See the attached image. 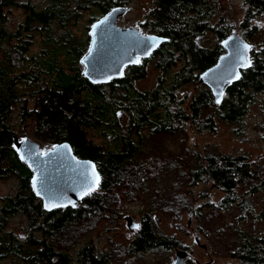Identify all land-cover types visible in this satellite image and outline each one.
Instances as JSON below:
<instances>
[{"label": "trees", "instance_id": "16d2710c", "mask_svg": "<svg viewBox=\"0 0 264 264\" xmlns=\"http://www.w3.org/2000/svg\"><path fill=\"white\" fill-rule=\"evenodd\" d=\"M47 2L44 8L37 9L28 1L0 0V179L13 174L19 181L14 196L0 197V262L11 257L15 264H70L66 247L74 243L84 219L93 215L88 213L103 209L107 216L118 205V192L144 190L146 180L167 170L176 169L180 175L172 186L179 187L183 180L189 183L188 187L211 182V190L220 191L223 196L209 203L210 208L221 211L238 202L242 211L239 220L255 218L251 199L264 189L262 167L257 161L213 150L179 155L174 160L140 161L136 157L144 142V129L150 135H173L188 122L197 132L215 131L220 121L234 124L241 131L246 107L254 103L256 94L264 92V29L256 21L264 19V0H243L242 17L237 24L218 14L215 0H153L137 26L144 34L167 40L148 58L127 66L120 78L106 84L90 83L83 77L79 63L90 45L92 23L114 7H125L129 0ZM93 10L98 12L97 17ZM13 11H20L23 18L10 30L9 15ZM84 13L88 15V27L77 36L69 26L77 24ZM53 24L63 29L62 35L55 36ZM234 30L250 45V66L239 70V78L225 88L221 101L216 103L211 90L198 77L225 53L221 42ZM37 36L44 47L31 54ZM205 41L208 46L203 45ZM149 63L159 71L156 86L139 90L135 84L146 76ZM186 85L194 89L179 97L178 90ZM31 99L34 105L28 108ZM16 105L19 119L29 125L37 140L53 146L68 142L77 158L95 163L99 185L89 193L91 197L84 196L82 204L62 210L43 209L31 186L33 173L12 146L14 132L8 120ZM260 109L264 117V101ZM120 110L127 116L123 126L117 117ZM98 130L103 135L100 145L87 133ZM189 157L192 158L188 162ZM179 161L186 166L185 171L180 169L183 173L178 170ZM207 193L202 190L200 195L205 197ZM85 201L89 202V210L83 206ZM189 201L183 198L179 202L192 213L194 206ZM93 204L96 206L91 208ZM15 215L27 218L24 238L5 229L7 220ZM140 220L142 226L128 242L133 255L177 245L175 238L154 230L150 211L143 212ZM237 231L239 240L230 248L231 256L242 264H264V236L245 234L238 228ZM128 246L121 244L106 250L104 264H128ZM78 261L102 264L86 247L79 251Z\"/></svg>", "mask_w": 264, "mask_h": 264}, {"label": "rangeland", "instance_id": "374dc122", "mask_svg": "<svg viewBox=\"0 0 264 264\" xmlns=\"http://www.w3.org/2000/svg\"><path fill=\"white\" fill-rule=\"evenodd\" d=\"M30 2L35 8L42 9L47 5L48 0H21ZM218 14H222L231 22L236 24L242 17L243 0H215ZM153 0H129L125 6L127 12L124 16L119 17L117 25L119 27H135L141 33L137 23L143 18L145 12L151 8ZM97 17L98 12L93 10ZM20 12V11H19ZM13 11L9 15L10 21L8 28L14 30L17 25V20L22 19L21 12ZM88 17L84 13L81 20L77 24L69 26L77 36H81L80 32L88 26L85 21ZM258 25L264 29V19H256ZM82 28V29H81ZM52 30L55 36L63 34V29L56 24L52 25ZM81 30V31H80ZM237 34L238 30H235ZM90 33V32H89ZM240 36V34H238ZM60 43V42H59ZM203 45L208 46V42ZM41 37L37 36L30 48L29 53H39L43 48ZM79 65L82 68L81 62ZM159 71L154 68L152 63L147 65L146 76L138 80L135 84L139 90H151L157 83ZM194 87L189 85L183 86L178 90L179 97L188 91L193 90ZM189 95V94H188ZM28 108L33 107L32 99L29 100ZM264 101V92L255 95V101L246 107V112L241 119V131L239 127L234 124L217 122L215 131L204 130L202 132L195 131L188 122L183 127L179 128L173 133L148 134L147 129L141 133L143 137L142 148L139 150L137 159L140 161L146 158H166L179 157V155L204 153L205 150H213L223 154L230 155H245L250 160L257 161L261 165L260 174L264 177V117L260 109V103ZM188 101L183 103V108ZM20 109L16 105L13 109L10 119L8 120L11 131L14 135L21 138L27 137L32 141L39 143L40 149L44 152L53 147L47 141L37 140L33 131L19 119ZM117 117L123 126L126 122V113L123 111L117 112ZM124 128V127H123ZM239 132V133H238ZM88 137L97 145L103 143V135L99 132L88 131ZM104 138L111 140L104 135ZM189 158L186 160L189 162ZM176 163L175 161H173ZM184 162H186L184 160ZM177 165V164H176ZM178 170L185 171L186 166L179 161ZM180 167V168H179ZM175 170L163 171L157 177H151L145 182L144 190H132L130 193L118 192L115 196L119 199L118 205H115L112 212L106 216H95L94 220H84L83 226L75 238L73 244L68 245L72 254L75 252L77 246L83 243H90L96 250L110 251L111 247L117 245H127L135 236L134 232H129L126 229V216H130L134 221L138 222L143 212L150 211V216L153 221V228L158 233L170 236L178 240L182 245L180 249H184L189 253L192 264H242L239 259L231 256L230 248L239 240L238 231L242 230L249 235H263L264 236V189L258 193L253 194L251 199L252 211H254L255 218L247 217L246 219H238L241 214V209L238 207V202L231 205L229 209L225 208L221 211H216L214 208L207 206L209 203L213 204L216 200L222 198L223 194L217 190H211V182L206 184H199L197 187H188V182L181 181L179 187L173 185L178 182V175ZM180 171V172H182ZM183 173V172H182ZM18 190V178L9 174L0 179V197L14 196ZM202 190H208L205 197L201 196ZM179 194V195H178ZM182 198V199H181ZM190 199V204H193L192 213H189L179 201ZM194 200V201H192ZM153 202V203H152ZM152 205V206H151ZM206 205V207L204 206ZM101 215V214H100ZM119 216V217H117ZM99 222V223H98ZM27 218L23 215H15L7 220L5 229L12 231L18 236H26L28 229ZM37 234V233H36ZM128 235V237H127ZM196 236L199 241H196ZM171 254L166 251H147L138 255H133L129 250L127 252L128 264H172L174 255L176 253L172 247ZM170 255V256H169ZM0 264H15L11 257L6 258Z\"/></svg>", "mask_w": 264, "mask_h": 264}, {"label": "water", "instance_id": "95a60500", "mask_svg": "<svg viewBox=\"0 0 264 264\" xmlns=\"http://www.w3.org/2000/svg\"><path fill=\"white\" fill-rule=\"evenodd\" d=\"M126 12V7H114L91 25L90 45L81 65L83 77L92 84H106L120 78L127 66L148 58L167 40L143 34L135 27H119L117 21ZM221 45L225 53L198 77L211 90L216 103L221 101L225 88L239 78V70L250 66L247 56L250 45L235 30ZM13 142L20 161L33 173L31 185L45 211L74 208L84 196L97 189L100 175L95 163L77 158L68 142L58 143L44 152L38 142L28 138L19 141L15 137ZM125 219L129 230L138 226L130 216ZM186 256L185 251L177 250L172 264H185Z\"/></svg>", "mask_w": 264, "mask_h": 264}, {"label": "flooded vegetation", "instance_id": "af4514ba", "mask_svg": "<svg viewBox=\"0 0 264 264\" xmlns=\"http://www.w3.org/2000/svg\"><path fill=\"white\" fill-rule=\"evenodd\" d=\"M15 137H17L18 138V140L19 141H21V140H23V139H25V138H27V137H24V138H21L20 137V135L19 136H16V134L14 135L13 134V138H15ZM13 143V148H14V150L16 151V147H15V145H14V142H12ZM41 150V149H40ZM17 152V151H16ZM41 152H43L42 150H41ZM27 166V165H26ZM29 167V166H28ZM32 186V185H31ZM18 187H19V181H18ZM18 191V190H17ZM89 197H91L92 195H88ZM7 197H9V196H7ZM84 198V197H83ZM88 203L89 202H87V201H85V202H83V206L87 209V210H89V205H88ZM79 204H82V200L79 202V203H77V205L75 206V207H77ZM103 204V203H102ZM96 205H94L93 204V207H91V208H94ZM74 207V208H75ZM103 207V206H102ZM63 208H59V210H62ZM55 210V209H54ZM91 214H93V215H91ZM101 214V215H100ZM87 215H91V216H89V218H85L84 220H94V219H96V215H97V217L99 218V216H104V210L103 209H98V211H94L93 213H88ZM117 217H119V216H117ZM134 222H136V221H134ZM99 223V222H98ZM137 224H138V226L137 227H135L133 230H129V228L127 227V224H126V229L129 231V232H134L135 233V231L136 230H138L142 225V223H141V220H138V222H136ZM22 237V236H21ZM24 237H26V236H24ZM24 237H22V238H24ZM127 237H128V235H127ZM195 238H198L196 241L198 242L199 241V237L198 236H196ZM176 243H177V245L175 244V243H172V244H170V246H168V247H166V248H164V251H166L167 252V254H171V252H172V247H174V249H175V251L176 250H182V251H185L184 249H180L179 247H182L181 245V243L178 241V240H174ZM90 248L93 252H94V254L96 255V257L98 258V260H100V261H102V264H104L105 263V251H104V249H102V250H96V248L93 246V245H91L90 243H83V244H80V246L78 247L77 246V248H76V250H75V252L72 254V252H70L69 251V249L67 250V254H69V256H70V264H80V262L78 261V253H79V251L80 250H82L83 248ZM129 250L131 251V252H133V249H131V247H130V245L128 246V252H129ZM170 256V255H169ZM174 258H175V255H174ZM55 260H53L52 261V263H55L54 262ZM190 261H192V258H190V255H189V253L187 252V256L184 258V263L185 264H192ZM208 264V263H207ZM211 264V263H210Z\"/></svg>", "mask_w": 264, "mask_h": 264}, {"label": "snow or ice", "instance_id": "6c2138e0", "mask_svg": "<svg viewBox=\"0 0 264 264\" xmlns=\"http://www.w3.org/2000/svg\"><path fill=\"white\" fill-rule=\"evenodd\" d=\"M217 103H219V100L217 101ZM99 182L98 178H97V183ZM87 194V193H86Z\"/></svg>", "mask_w": 264, "mask_h": 264}]
</instances>
